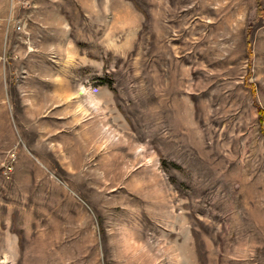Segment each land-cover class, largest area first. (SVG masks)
I'll return each mask as SVG.
<instances>
[{"label":"rangeland","instance_id":"rangeland-1","mask_svg":"<svg viewBox=\"0 0 264 264\" xmlns=\"http://www.w3.org/2000/svg\"><path fill=\"white\" fill-rule=\"evenodd\" d=\"M38 4L0 0V264H264V0Z\"/></svg>","mask_w":264,"mask_h":264},{"label":"built area","instance_id":"built-area-1","mask_svg":"<svg viewBox=\"0 0 264 264\" xmlns=\"http://www.w3.org/2000/svg\"><path fill=\"white\" fill-rule=\"evenodd\" d=\"M22 28H23V24H22V23H19V24L17 25V29L21 31Z\"/></svg>","mask_w":264,"mask_h":264},{"label":"crops","instance_id":"crops-1","mask_svg":"<svg viewBox=\"0 0 264 264\" xmlns=\"http://www.w3.org/2000/svg\"><path fill=\"white\" fill-rule=\"evenodd\" d=\"M40 1L42 2L43 0H37V2H38L39 4L41 3ZM89 1H91V0H89ZM39 4H38V5H39ZM90 4H91V3H90ZM40 7H41V6H40ZM47 7H48V5H47ZM57 9H58V8H57ZM58 10H59V9H58Z\"/></svg>","mask_w":264,"mask_h":264}]
</instances>
